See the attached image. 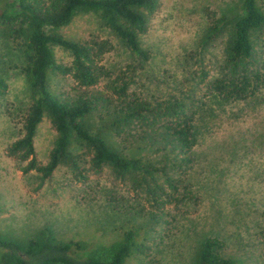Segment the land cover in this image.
Masks as SVG:
<instances>
[{"label":"rangeland","instance_id":"rangeland-1","mask_svg":"<svg viewBox=\"0 0 264 264\" xmlns=\"http://www.w3.org/2000/svg\"><path fill=\"white\" fill-rule=\"evenodd\" d=\"M240 11L241 0H159L147 32L140 36L150 54L145 62L138 61L95 11L78 12L59 29L80 41L108 40L111 47L101 63L114 76L121 71L130 75L129 93L148 99L187 97L195 104L196 160L184 179L192 198L158 208L138 185L118 179L108 167L82 181L70 166L60 164L43 179L36 171L23 173L22 163L6 155V146L21 133L31 99L18 43L1 39L0 72L7 90L0 95V234L23 240L49 226L57 239L83 241L92 250L134 229L138 244L148 249L130 255L124 264H195L201 242L217 238L222 254L235 264H264V82L258 100L250 103L221 100L207 88L208 80L220 75L232 20ZM214 24L219 28L205 41ZM256 35L263 80L264 33ZM52 47L58 63L71 62L67 50ZM48 79L55 93L73 95L70 76L49 71ZM92 122L100 126L96 118ZM56 136L44 118L34 138L41 162L47 161ZM123 152L157 158L148 147ZM87 159H82L81 169ZM178 190L173 194L181 198L177 192L183 188ZM151 211L159 215L150 216Z\"/></svg>","mask_w":264,"mask_h":264},{"label":"trees","instance_id":"trees-1","mask_svg":"<svg viewBox=\"0 0 264 264\" xmlns=\"http://www.w3.org/2000/svg\"><path fill=\"white\" fill-rule=\"evenodd\" d=\"M263 3L241 0V11L232 20L220 75L207 82V88L221 100H258L264 79L255 47L256 33H264ZM158 4L159 0H0V40L17 41L30 90L21 133L5 148L8 157L22 163L23 173L36 171L44 179L65 164L84 181L90 172L108 167L118 179L129 178L138 185L157 208L192 198L184 179L196 160L195 104L187 97L148 99L129 93L130 75L121 71L114 76L101 63L111 47L108 40L80 41L59 32L78 12L95 11L138 61L145 62L150 54L140 36L147 32ZM218 28L217 24L210 26L205 41ZM53 45L69 52V64L56 61ZM49 71L70 76L75 82L73 95L55 93L49 85ZM202 73L206 75L204 70ZM6 90L0 72V95ZM44 118L57 136L47 161L41 162L34 138ZM146 147L157 158L123 152ZM76 149L80 153H73ZM87 157V167L81 169L80 163ZM180 186L183 190L177 193L181 198L173 194ZM158 215L150 212V216ZM137 232L128 230L119 241L92 250L83 241L57 239L49 226L23 240L0 234V264H124L130 255L148 249L138 244ZM222 245L217 238L203 240L195 264H235L222 254Z\"/></svg>","mask_w":264,"mask_h":264}]
</instances>
